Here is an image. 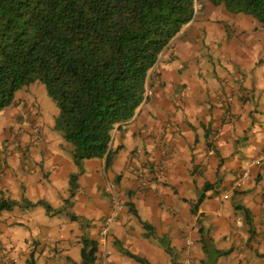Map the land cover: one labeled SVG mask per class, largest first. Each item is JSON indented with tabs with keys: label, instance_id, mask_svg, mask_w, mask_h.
Masks as SVG:
<instances>
[{
	"label": "crops",
	"instance_id": "obj_1",
	"mask_svg": "<svg viewBox=\"0 0 264 264\" xmlns=\"http://www.w3.org/2000/svg\"><path fill=\"white\" fill-rule=\"evenodd\" d=\"M240 21L232 20L231 28ZM211 24L205 31L216 34L208 42L226 40L228 49L209 53L212 58L196 51L197 59L186 54L192 50L180 51L178 58L165 50L150 73L147 100L132 121L113 132L116 153L110 168L106 160L85 161L93 184L82 187L79 211L73 214L81 218V211L96 207L88 192L102 182L117 185L114 191L125 206L111 241L120 245L97 241V258L112 252L109 264H142L129 252L116 256L123 245H132V255L149 264H264V29L257 24L252 38L262 42L249 41L254 46L248 50L247 42L227 33L226 25ZM20 103L24 111L14 109L5 113V122L0 120V156L7 155L0 198L19 201L27 190L30 201L48 199L60 208L75 167L71 146L55 130L59 110L35 85L17 94L14 104ZM9 142L19 147L5 148ZM257 160L260 164H253ZM246 164L249 184L233 191ZM224 192H230V199H223ZM109 198L100 209L109 205L112 213L114 197ZM245 209L253 220V236ZM30 213L18 218L14 210L0 214V245L7 253V258L0 254V264H29L32 255L36 264H81L84 235L97 240L98 232L82 234L80 224H69L71 229L59 234V215H41L37 229L36 222L27 220ZM143 223L168 241L173 255L146 238ZM201 228L213 243L209 255L201 244ZM217 251L224 255L217 257Z\"/></svg>",
	"mask_w": 264,
	"mask_h": 264
},
{
	"label": "trees",
	"instance_id": "obj_2",
	"mask_svg": "<svg viewBox=\"0 0 264 264\" xmlns=\"http://www.w3.org/2000/svg\"><path fill=\"white\" fill-rule=\"evenodd\" d=\"M208 1L224 6L232 15H251L264 28V0ZM199 2L0 0V112L14 104L22 90L43 84L59 110L55 130L74 146L75 162L80 166L83 161L106 159L109 169L116 153L111 148L113 132L132 121L147 100L151 71L171 42L194 21ZM16 205L1 197L0 214L13 211ZM33 206L27 202L24 208ZM47 209L56 215L52 207ZM245 212L253 236V220ZM143 225L145 236L153 237L154 228ZM200 233L209 255L212 240L204 236L203 228ZM158 240L173 255L168 241ZM82 245L81 264H97L98 243L85 234ZM223 255L216 252L217 257ZM29 264H36L34 256Z\"/></svg>",
	"mask_w": 264,
	"mask_h": 264
},
{
	"label": "rangeland",
	"instance_id": "obj_3",
	"mask_svg": "<svg viewBox=\"0 0 264 264\" xmlns=\"http://www.w3.org/2000/svg\"><path fill=\"white\" fill-rule=\"evenodd\" d=\"M237 19L241 20L240 26H237V27L234 26V28H231L230 22L232 20H237ZM216 22L226 25L225 29H226L227 33H231L233 35H235V33H236V35L238 36V38H237L238 41L241 40L243 42H247V44H248L247 49L248 50H252V47L254 46L253 42L249 43V41H254L255 43L256 42H259V43L262 42L261 39H259V38H252V35L254 34L253 33L254 29L257 26V24L262 25L255 17H253L251 15H245V14L232 15L231 13H229L226 10V8L224 6L216 7L212 3H210L208 0H200V2L197 3V5H196V16L194 18V21L184 28L181 35L179 37H177V39H175V41H173L166 50L167 51L169 50L170 53L172 52V55L174 56V58L175 57L178 58V55L181 53L180 51H191L192 50L191 54H190V52L186 53L187 55H192V56H190V57H192V59H197V54H199V53H203L205 55L207 54L211 58H212V56L209 53H211V52L221 53L222 51H224V49L226 50V48H227L226 47V40L224 41V43L208 42V38L211 39V36L216 34V32H210L207 34L205 31L207 26L214 25L211 23H216ZM201 26L203 27V29L200 28ZM262 27H263V25H262ZM195 28H197L199 31H196ZM251 38H252V40H251ZM191 40L193 42V47H188V43L191 42ZM212 43H213V45H212ZM187 49H189V50H187ZM196 51H199V53H197ZM211 58H209V59H211ZM173 59H171V60L166 59V62H170ZM175 64H177V62H175ZM34 85H35V87H41L42 91H44V93H45V96L50 101H52L48 97L45 86L43 84L35 83ZM21 102H23V100H21ZM54 105H55V103H54ZM17 108L21 112H22V110L23 111L25 110L24 106L21 103L18 104L17 106L15 104L14 105L12 104L10 107H8L5 110L0 112V120H1V117L2 118L4 117L3 122H5V118H6L5 113H7V115L9 116V113L11 111H13L14 109L17 110ZM60 135L62 137L61 133H60ZM37 141L38 140L36 138V142ZM15 145H17V142L15 144H14V142L13 143L9 142V143H6L5 148L10 149V148H13V146H14L17 149L18 147H16ZM68 145L71 146V148L69 149L70 154H72L71 153L72 150L74 153V149H75L74 146L71 144H68ZM24 150H26V149H24ZM24 155H25V157H28L27 154L24 153ZM114 157H115V155H112V157H111L112 161H113ZM0 158H1V160H0V171L1 170L4 171V168L6 167V163H7V155L4 154V152H2ZM72 160H73V164H74L75 168H72V170H71L72 172L70 174V181H69L70 185H69V187H67V189L65 191V195L67 196V201H69V203L63 202L62 206L60 208H58L59 206L56 204L52 205V203H50L51 202L50 200L43 199V200H41V201H43V204H38L39 201L32 202L28 199L29 198L28 194H27L28 192L26 190V195H24L23 198L20 199L19 201H16L18 205H16V207L14 208V211H15L14 215L16 216V218L24 217L27 215V213L29 211H31V213L27 216V220L32 219L33 220L32 223L36 222L35 228L38 229L39 226L41 225V221L43 220L42 219L43 217L41 215L45 214V215H47V217L51 215L47 209V206H50L53 208V210H56V212H57L56 216L59 215L60 220H61V223L59 224V234H61L63 231L70 230L71 228H70L69 224L72 225V228H74L73 227L74 225H76L75 227H78L80 224V226L82 227V234H83V231L85 232L86 229H91L94 232H98V237H97L96 242L98 240H100L102 242V235L107 229V226L105 225L106 219L109 216H111V213H110L111 210H110L109 205H106L103 209H100V207H102L104 205V204H102V200L103 201L106 200L108 202L110 200L109 197H111L113 194L107 190V188H108L107 183L103 184V182H102L100 184V182H99L100 187L98 186L97 191L91 192V190H89V192H88V194H90L92 196V198L95 199V202L92 204V206L95 204L96 207L95 208L93 207L92 211L90 210V212L81 211V214L84 218L83 217L80 218L78 216V219L76 221H74L73 217L71 215H75V214H73L74 211L77 213L79 211L78 210L79 203L82 200V197L80 195V190L82 189V187L84 185H87L88 186L87 188L89 189V187L93 184V180H92V175L88 172V170H86V168H83V166L86 163L85 161L81 162L80 166H79L75 162L74 156H73ZM96 160H106V159H96ZM73 177H75L76 182H73ZM18 184H20V183H18ZM113 187H114V190L117 189V185L113 184ZM104 190L107 191V193H109L108 196H105V195H107V193H105V195H104ZM113 197H114V195H113ZM27 202L35 203V206L30 207V208H24V205ZM44 202L46 203V205L44 204ZM113 203H114V201H113ZM113 208H114V204H113ZM106 211H107V214L105 213ZM102 213H104L106 215H103ZM117 219H118V217H117ZM117 219H115L107 229L106 237L108 238L107 240L109 242V245H120V244H112L111 243L112 237L116 234V229H117L118 220H119V219L118 220ZM75 222H78V224H75ZM26 229L27 228H25V230ZM33 238H37V237L34 235ZM146 238L154 240L155 242H157L159 244L158 239H160V237H158L156 235V233L153 235V237H151V238L146 237ZM123 242L125 244L128 243V241H123ZM38 243H40V242H34V243H32V245H36L38 247L39 246L43 247V245H37ZM128 246H130V248H131L132 245H123L121 247L119 246L118 251L116 252V256H120L121 252L124 254H126L127 252L132 254V251L129 249ZM146 246H149V245H146ZM156 246H164V245H156ZM0 247L3 248L2 245H0ZM97 249L100 250V247H98ZM126 249H128V251ZM5 256L7 258V253H5ZM96 256H97V254H96Z\"/></svg>",
	"mask_w": 264,
	"mask_h": 264
},
{
	"label": "built area",
	"instance_id": "obj_4",
	"mask_svg": "<svg viewBox=\"0 0 264 264\" xmlns=\"http://www.w3.org/2000/svg\"><path fill=\"white\" fill-rule=\"evenodd\" d=\"M16 147H19L18 145H15ZM253 164L259 165L260 161H254ZM247 165V164H246ZM250 164H248L247 166H245L246 168L243 169L241 172L238 173V175L236 176L233 185H232V190L233 191H239L242 190L243 188H245L246 186H248L249 181H250V171L248 170L247 167H249ZM109 191L114 195V209L111 213V216H109L106 219V223L105 225L108 227L112 224V222L117 219L119 213L124 209V205L120 202L119 197L116 195L115 191H114V187L113 185H109L108 187ZM223 199L224 200H228L230 199V192H224L223 193ZM107 229L106 231L103 233L102 235V241L105 244L107 241ZM189 245H191L190 242H188ZM5 251L3 248L0 247V254L5 256ZM112 256V252L109 250H106L101 256L100 258L97 260V264H109V259ZM6 257V256H5ZM189 264V263H187Z\"/></svg>",
	"mask_w": 264,
	"mask_h": 264
},
{
	"label": "clouds",
	"instance_id": "obj_5",
	"mask_svg": "<svg viewBox=\"0 0 264 264\" xmlns=\"http://www.w3.org/2000/svg\"><path fill=\"white\" fill-rule=\"evenodd\" d=\"M176 39H177V38H176ZM173 41H175V39H174ZM173 41H172V42H173ZM172 42H171V43H172ZM168 47H169V46H168ZM107 241H108V240H107ZM107 241H106V242H107ZM102 242H103V241H102ZM188 245H189V244H188ZM191 245H192V243H191ZM191 245H189V246H191ZM100 256H101V255H100ZM100 256L98 257V259L100 258ZM98 259H97V260H98ZM187 263L190 264V262H187Z\"/></svg>",
	"mask_w": 264,
	"mask_h": 264
}]
</instances>
